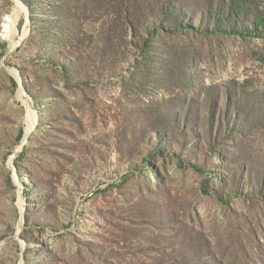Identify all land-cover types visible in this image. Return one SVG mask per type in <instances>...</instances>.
Wrapping results in <instances>:
<instances>
[{"label":"rangeland","instance_id":"rangeland-1","mask_svg":"<svg viewBox=\"0 0 264 264\" xmlns=\"http://www.w3.org/2000/svg\"><path fill=\"white\" fill-rule=\"evenodd\" d=\"M159 1L0 0V264H264V0Z\"/></svg>","mask_w":264,"mask_h":264},{"label":"trees","instance_id":"trees-1","mask_svg":"<svg viewBox=\"0 0 264 264\" xmlns=\"http://www.w3.org/2000/svg\"><path fill=\"white\" fill-rule=\"evenodd\" d=\"M177 0H171V2H175ZM257 0H231V4L228 5V3L225 0H220L219 6L215 7L216 3L212 0H205L204 4L201 9H197V12H200L202 15V19H207L211 20V23L206 30V32H216L218 30L224 29L230 34H237L241 32V30H246L249 28V30L254 31L256 28H251L248 25H245V22L242 21V15L245 13L246 10H253L250 8V6H253L255 8L254 4L256 3ZM171 2H167L166 0H160L159 4L163 8L166 7L168 11H170L168 14L170 16H176L179 14V16L176 17L177 21L175 22V28L173 26H168L170 30H175L180 28L183 25H186V23H183L180 17L182 16V12L176 7L173 6ZM223 4L227 5V8L230 9V15H226L224 11H222L221 7ZM244 10V13H243ZM196 12V11H195ZM233 13V15H232ZM245 15V14H244ZM243 15V16H244ZM259 23L256 24V26L263 27L264 25V12L259 13L258 15V21ZM223 24L226 26L224 28ZM247 111V112H246ZM248 110L247 109H242V114L244 117L247 116ZM196 168H199L200 170H203L201 167L197 166Z\"/></svg>","mask_w":264,"mask_h":264}]
</instances>
